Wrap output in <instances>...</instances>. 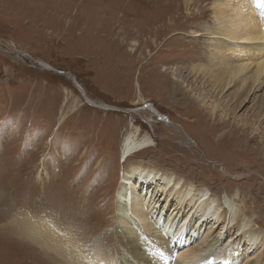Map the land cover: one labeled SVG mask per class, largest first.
<instances>
[{
  "label": "rangeland",
  "instance_id": "rangeland-1",
  "mask_svg": "<svg viewBox=\"0 0 264 264\" xmlns=\"http://www.w3.org/2000/svg\"><path fill=\"white\" fill-rule=\"evenodd\" d=\"M206 1L197 5L195 0L185 12L180 23L185 30L180 37L194 40L198 31L202 39L195 45L207 56L213 19L198 15L209 8L211 0ZM189 12L198 17L187 18ZM149 13L156 14L154 21L149 22ZM175 16L173 0H0V42L5 48L26 52L71 74L91 101L122 109L91 106L66 76L32 65L28 58L10 57L0 49V264H37L34 256L39 255L34 247L16 233L15 222L19 225L22 218L20 227L38 225L40 219L54 227V232L73 226L72 231L83 238L84 248L91 253L103 245L117 250L118 241L111 234L116 218L115 191L122 171L140 161L181 181H193L210 194L230 197L238 191L242 202L239 197L235 205L242 211L250 209L244 218L259 216L256 225L264 233V142L259 138L248 142L254 130L261 132L264 125L253 122L243 133L239 126L240 117L248 113L245 109L236 110L224 130L200 119L193 110L198 96L209 101L207 104H216L226 94L215 100L201 85L189 84L185 89L184 84L180 92L176 89V81L181 82L190 70L189 61L185 55L186 60L180 63L176 30L159 31L160 21ZM131 30L140 32L136 37L139 43L149 38L148 47L140 46L135 56L130 55L129 34L135 36ZM152 37L161 45H154ZM260 95L264 97V89ZM146 104L165 116L170 125L147 109L131 111ZM231 123L240 129L229 134ZM132 126L151 146L124 162L119 147ZM224 131V137H219ZM144 173L134 179L140 181ZM250 197L257 198V208ZM12 220L13 226L9 225ZM163 221L164 215L157 220L159 229ZM226 231L221 237L223 248L229 243ZM191 234L187 238L184 233L186 238L179 240L187 244ZM109 238L111 245L107 244ZM258 242L249 253L260 249ZM177 244L176 255L185 249Z\"/></svg>",
  "mask_w": 264,
  "mask_h": 264
},
{
  "label": "bare ground",
  "instance_id": "bare-ground-1",
  "mask_svg": "<svg viewBox=\"0 0 264 264\" xmlns=\"http://www.w3.org/2000/svg\"><path fill=\"white\" fill-rule=\"evenodd\" d=\"M204 1L198 0L197 3L195 0H173L175 19L168 17L169 21L165 23L160 21V32H167L170 28L176 30L174 37L178 39V45L181 47L180 51L178 50L180 63H184L186 60L185 55L187 61H189L187 65L190 70L185 73L187 76L183 77L181 82L175 80L177 82L175 87L180 92V88L184 84L186 85L185 89L189 84L201 85L203 90L206 91L205 94L215 100L220 95L226 94L223 100L218 101L216 104H207L209 101L207 102L204 97L200 98L201 96L197 97L195 95L197 106L193 110H196L200 119L204 120L209 126L213 122L218 130H222L226 128L229 118L236 113V110L245 109L248 113L247 115H244V113L240 117L242 125L239 126L243 128L241 129L244 133L253 122L264 125V97L260 95L264 89V0H211L208 9L200 10L201 13H198L200 19L209 15L213 19V29L208 34L211 39V47L208 50L206 49L207 56L195 45L198 44V39H202L198 37L200 36L198 31H193L195 33L192 36V38H195L194 40L188 39L186 41L185 38L180 37L183 35L182 31L185 30L180 24L185 14H187L185 12L189 11L195 3L199 5ZM194 14L190 13L187 18H194ZM152 16L156 17V14L149 13V22L154 21ZM161 16L159 14L158 18ZM130 24L132 23L130 22L129 26ZM133 26L134 24L131 27ZM134 33L135 36L129 34V37L132 38L130 55L133 56H135L140 46L147 45L148 47L149 43V38L145 43H139L136 37H139L140 32L135 30ZM156 36L157 34L154 35V37ZM154 37H152V43L154 45L160 44ZM205 38L207 39V37ZM206 41L208 42V40ZM7 50L9 53H13L11 50ZM152 55L150 56L151 60ZM16 56L20 60L24 57L17 54ZM24 58H28L32 65L51 71V66L41 60L38 61L30 55ZM150 64H154L153 61ZM164 69L168 70L169 68L164 67ZM165 70L162 69L161 71L164 73ZM174 71L181 74L180 69ZM54 74L66 76L71 82L75 83L71 74L58 70ZM76 81L78 82L77 79ZM186 91L188 92V90ZM82 98L84 99V97ZM93 101V104L90 105L97 106L100 109L111 110L115 108H109L105 104ZM143 109H147L153 114L156 112L152 106L133 112ZM189 109H191L190 106ZM206 111L207 113H205ZM219 111L222 114L219 113L220 116L217 118ZM185 112L187 111L185 110ZM159 120L166 125L163 119L159 118ZM133 127L126 133L119 147V153L124 158V162L136 153L142 152L151 146V141L146 136H142L137 127L132 130ZM239 127L231 123L228 133H235L236 128L240 129ZM254 131L248 142L254 143L259 138L263 143L264 130H261V132ZM225 133L224 131L219 137ZM229 137L231 138V136ZM261 150L264 152V147ZM153 167L158 168L157 166ZM153 167L140 161L133 167H128L127 170L122 171V184L119 183L115 191L117 192V200L114 204L116 218L111 230L112 236L118 241L119 250L112 248V246L104 249V245L101 246V244L100 250L91 253L89 249L84 248L83 238L81 236L78 238V233L72 231L73 226L71 229L63 226L61 230L54 232L52 230L54 227L46 225V220L43 219H40L38 225L28 226L25 223L20 227L19 225L23 222L22 218L19 225L15 222L16 233L34 247L33 251L40 257L34 256L37 264H264V233L256 225V221L258 222L260 217H243V215L249 213L250 209L242 211L238 208V205H235V201L239 197L238 200L242 202V195L238 191L230 197H227V195L219 196L220 194L217 195V192L210 194L209 189L194 185L192 184L193 181L188 182L187 179L181 181V179L168 172L155 171ZM139 172H145L140 174V181L134 179V176ZM129 197H131L130 202L128 201ZM249 199H251L253 207L257 208V198L250 197ZM157 215H159L158 219L163 218L164 215V225H161L162 230L157 227V223H159L157 222ZM180 216L181 218H179ZM177 217L178 221L175 222ZM14 221L8 222L9 225H12ZM206 225H208L207 230ZM189 226H192L193 229L189 230ZM225 230L229 232V243H226L227 247L223 248L221 237ZM78 231L83 236L81 231ZM184 233L187 238L192 233L187 244H185V241L182 243V240H179L186 238L183 236ZM165 235L171 237L170 241L164 238ZM110 240L112 239H107V244L111 245ZM177 242L179 247H185V249L183 248L184 251L176 255L178 251L174 253L170 246L174 248ZM256 242L261 245L260 249L258 248L259 250L255 252L253 250L250 254L249 251Z\"/></svg>",
  "mask_w": 264,
  "mask_h": 264
},
{
  "label": "water",
  "instance_id": "water-1",
  "mask_svg": "<svg viewBox=\"0 0 264 264\" xmlns=\"http://www.w3.org/2000/svg\"><path fill=\"white\" fill-rule=\"evenodd\" d=\"M1 49V48H0ZM10 55H13V56H15L14 54H12V53H9ZM21 55H23V54H21ZM57 69L56 68H52L51 67V71H56ZM62 72V71H61ZM65 73H67V72H65ZM72 78H74V82H75V85H76V87L79 89V92H81V95H82V97H84V100H85V102L86 103H88L89 105L90 104H93L92 103V101L88 98V97H86V92H84V90H83V87H82V85L79 83V82H77L76 81V78L75 77H72ZM92 106V105H91ZM148 108V107H150V105H148V104H146V105H141V107H139V108H135V109H132L131 111H134V110H138V109H141V108ZM110 108V107H109ZM114 110H117V111H121L122 109H120V108H113ZM113 109H111V110H113ZM129 112V111H128ZM155 114L157 115V117L158 118H160V119H163L165 122H166V124H168V125H170V122L168 121V119L165 117V116H163L162 114H160L159 112L157 113V112H155Z\"/></svg>",
  "mask_w": 264,
  "mask_h": 264
},
{
  "label": "built area",
  "instance_id": "built-area-1",
  "mask_svg": "<svg viewBox=\"0 0 264 264\" xmlns=\"http://www.w3.org/2000/svg\"><path fill=\"white\" fill-rule=\"evenodd\" d=\"M0 48H1V50H2V52H4V53H6L7 55H10L9 54V52H8V50L7 49H9V50H11L13 53L12 54H14V55H21V54H23L22 56H24V57H28L29 56V54L28 53H26V52H23V51H19V50H15V49H13V48H5V46H3V44L0 42ZM10 57H13V58H18L17 56L15 57V56H13V55H10Z\"/></svg>",
  "mask_w": 264,
  "mask_h": 264
}]
</instances>
